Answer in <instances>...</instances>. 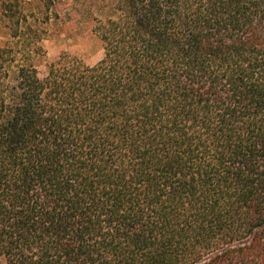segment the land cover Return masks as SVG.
Here are the masks:
<instances>
[{"label": "trees", "instance_id": "16d2710c", "mask_svg": "<svg viewBox=\"0 0 264 264\" xmlns=\"http://www.w3.org/2000/svg\"><path fill=\"white\" fill-rule=\"evenodd\" d=\"M109 3L93 65L0 48V258L264 264V0Z\"/></svg>", "mask_w": 264, "mask_h": 264}, {"label": "rangeland", "instance_id": "374dc122", "mask_svg": "<svg viewBox=\"0 0 264 264\" xmlns=\"http://www.w3.org/2000/svg\"><path fill=\"white\" fill-rule=\"evenodd\" d=\"M109 1L0 0V48L22 51L40 47L29 59L40 73L63 54L93 65L103 55L94 18L111 9ZM0 264H6L3 258Z\"/></svg>", "mask_w": 264, "mask_h": 264}]
</instances>
